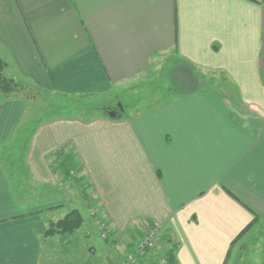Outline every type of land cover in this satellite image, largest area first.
I'll return each instance as SVG.
<instances>
[{"label":"crops","instance_id":"obj_1","mask_svg":"<svg viewBox=\"0 0 264 264\" xmlns=\"http://www.w3.org/2000/svg\"><path fill=\"white\" fill-rule=\"evenodd\" d=\"M263 28L261 0H0L6 73L42 89L104 94L173 53L196 70L219 72L232 91L169 96L118 117L45 119L20 143L23 162L6 161L3 152L27 119L25 103L1 100L0 264H46L56 250L76 254L79 239L96 229L82 196L83 231L45 236L50 220L76 208H64L69 193L26 197L13 184L26 170L33 185L66 189L51 167L63 147L76 153L91 203L107 222L106 253L90 244L79 264H115L153 226L164 242L139 264L171 245L178 264H223L254 213V227L264 224ZM54 208L63 209L55 218ZM122 233L128 239L119 241ZM53 236L43 263L44 240Z\"/></svg>","mask_w":264,"mask_h":264},{"label":"rangeland","instance_id":"obj_2","mask_svg":"<svg viewBox=\"0 0 264 264\" xmlns=\"http://www.w3.org/2000/svg\"><path fill=\"white\" fill-rule=\"evenodd\" d=\"M261 4L264 8V0H261ZM216 73L207 71L201 72L199 70H196L195 68H191L188 65L180 64V61L173 53H167L162 55L161 57H158V60L153 65V70L148 74L143 75L139 79H135L129 84L123 86L121 89L117 88L114 90H110L104 94H99L96 96L94 95L91 97L72 96L66 99L67 96H62L57 93L49 91L41 92L33 88H27L20 94H12L8 97H3L2 95H0V99L3 100L8 98L24 101V113L27 114V119L22 124L26 126H29V124H33V122L31 121H42L57 116L89 118L92 116L85 115L84 111L85 108L90 105L94 107L97 106L99 108V110L94 109L93 116L101 114L99 111L104 109V107H112L110 113L113 112L115 114L118 113L121 107H124V114H134L137 111H145L148 107L162 101L165 97L176 96L180 93H185L186 91H189L197 86L201 91L213 90L215 92L222 91L224 92V95L226 93L231 94L232 91L227 86L225 77L221 74L219 75V72ZM183 76H187L188 78L184 79ZM62 106H65L66 109L62 110ZM16 137V134L13 135V138L9 143H7L8 152H10V155H8V157L11 158L10 160H16V158H20L22 156V154L19 153V148L15 145H12ZM25 172L27 171H18V173L21 174L19 182L16 178H13V182H17V186H19L18 189L20 190L21 195L29 197V195L31 194L30 197H36L44 194L54 195V192H57V194L65 193L66 195L67 193H69V196L67 197L68 203L66 202L64 208L72 206L73 204V206L78 208V210H81L83 221L84 218L86 219L87 217L86 212L83 208L81 198L82 196H86L85 198L88 201L87 204H90L88 212L97 229L96 230L95 228H93L94 230L91 234L82 236V238L79 239V242H81V244L78 245L76 254L73 253L72 249L71 251L67 249H64L63 251L56 250V253L53 255L55 257L53 258L52 256V260L46 264H69L71 260H74L75 264H79L86 257L83 255L85 247L88 246V248H90V244H94L97 249V255L102 257L107 251L105 243H107L108 241V235L106 231L101 230L100 222L103 221L104 225H106L107 222L105 219L98 216L94 206L91 203V192L89 191L90 183L88 179L85 177V181L83 182V186L89 185L88 187H85L86 190L85 194L83 195L82 188L80 189L74 183L68 182L66 189L65 185L56 187L50 186L49 188L40 186L38 184L33 185L31 179L27 180V178H25ZM29 190L31 191V193H29ZM56 209L57 208H54L53 210L55 211ZM62 211L63 209L61 211H55L53 217L55 218L57 217V215L59 216ZM82 224L77 228L78 230L76 229L77 231H83L82 229L87 226V221ZM135 228L139 229L138 219L135 220L132 230H134ZM75 231L69 234L73 235ZM102 232L106 233L105 237L102 236ZM128 232H130V230ZM252 232L254 234L252 235V240L248 243L247 248H244L240 251L239 249H237L239 245L235 246L233 248V253L228 264H257L261 260V254L264 253V227L262 226L260 227V229L256 228L252 230ZM118 236L119 241L126 238L128 239L127 233H122ZM53 237L54 238L47 237L44 240V248L42 254L43 263L47 256L46 251L49 247V242L57 240L55 239L57 238V236ZM58 247L60 248V246ZM87 252H89L88 249Z\"/></svg>","mask_w":264,"mask_h":264},{"label":"trees","instance_id":"obj_3","mask_svg":"<svg viewBox=\"0 0 264 264\" xmlns=\"http://www.w3.org/2000/svg\"><path fill=\"white\" fill-rule=\"evenodd\" d=\"M176 56V55H175ZM177 57V56H176ZM177 59L180 61V64H183V61L181 58L177 57ZM9 66V63L7 60L0 55V95L3 97H8L12 94H20L27 88H33L37 91H43L48 92L47 89H42L41 87H38L36 85H33L30 81H27L22 78H15L13 76H10L6 73V69ZM193 68V67H191ZM184 79H187V76H183ZM188 81V80H187ZM199 91V87H195L189 91H186L185 93L178 94L179 96L187 95L193 92ZM50 92V91H49ZM62 96L72 97V96H90V95H69L67 93H57ZM166 98V97H165ZM163 98V99H165ZM157 102L156 104H158ZM1 99H0V110H1ZM155 106V105H154ZM121 107V106H120ZM153 106L148 107L146 110L151 109ZM62 110L66 109L65 106H62ZM94 109L99 110V108L96 106H87L85 108L84 114L88 116H92L94 114ZM112 110V107H104V109L100 110L99 112L104 113L105 115H109L110 111ZM125 109L124 107H121L118 111V116L124 115ZM91 118V117H89ZM44 120L39 121H31L33 124H29V126L21 124L17 129L15 134L17 137L14 139V142H17V147L19 148V153L22 154L20 158H16V160H10L11 158L8 157L10 155V152H8V145L5 146L3 156L6 159H9V161H24L25 156V144H20L22 141H28L31 137V134L33 131L41 124ZM13 142V143H14ZM7 161V160H6ZM51 167L53 171H58L61 173L62 179L65 182L74 183L77 185L80 189L82 188V194H85V187H88L89 185L83 186V182L85 181V175L83 172V168L81 166L80 161L77 159V155L74 152L73 149L69 148H60L58 149L52 157L51 160ZM11 173L16 171L13 169L10 170ZM15 173V172H14ZM17 173V172H16ZM12 175V174H11ZM14 184V182H13ZM86 197V196H84ZM259 217L254 213L253 218L251 221L243 227L239 233L231 240L229 248L227 250L225 259L223 264H228L229 260L231 258V255L233 253V248L237 245L239 247L240 251L244 248H247L248 243L252 240V235L254 234L252 230L256 229L254 225L258 222ZM83 223V217L81 212L77 208L70 209L66 214H64L62 217L58 218L56 221L50 220L47 224V228L45 230V236H52L57 233L60 234H69L75 231L81 224ZM264 227L263 225H260V227ZM260 227L258 229H260ZM162 241L164 242V237H162ZM256 242V241H255ZM263 244H264V236H263ZM174 246L171 245L169 248L164 249L163 254L165 255L167 259V264H178L174 255ZM261 260L257 264H264V253L261 254Z\"/></svg>","mask_w":264,"mask_h":264},{"label":"built area","instance_id":"obj_4","mask_svg":"<svg viewBox=\"0 0 264 264\" xmlns=\"http://www.w3.org/2000/svg\"><path fill=\"white\" fill-rule=\"evenodd\" d=\"M101 230L106 231V225L104 222H100ZM106 233L102 232V236L105 237ZM162 245V237L158 232V227L153 226L149 228L144 236L136 242L134 248L127 253L115 264H139L144 258L149 256L150 251L159 248ZM150 264H167V259L164 254L151 260Z\"/></svg>","mask_w":264,"mask_h":264},{"label":"water","instance_id":"obj_5","mask_svg":"<svg viewBox=\"0 0 264 264\" xmlns=\"http://www.w3.org/2000/svg\"><path fill=\"white\" fill-rule=\"evenodd\" d=\"M110 115H113L114 113L113 112H111V113H109Z\"/></svg>","mask_w":264,"mask_h":264}]
</instances>
